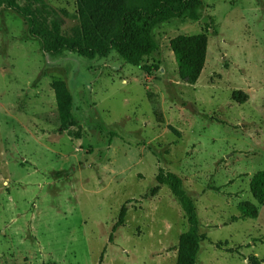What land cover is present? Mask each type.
I'll return each instance as SVG.
<instances>
[{"label": "rangeland", "instance_id": "rangeland-1", "mask_svg": "<svg viewBox=\"0 0 264 264\" xmlns=\"http://www.w3.org/2000/svg\"><path fill=\"white\" fill-rule=\"evenodd\" d=\"M44 1L64 32L78 26L75 0ZM201 3L198 20L152 30L149 74L114 51L45 53L24 19L0 8V264H176L188 225L166 186L150 195L159 169L195 205L196 264H264V207L253 220L237 210L264 171V0ZM199 34L205 66L186 85L169 43ZM57 80L73 99L67 131Z\"/></svg>", "mask_w": 264, "mask_h": 264}, {"label": "trees", "instance_id": "trees-1", "mask_svg": "<svg viewBox=\"0 0 264 264\" xmlns=\"http://www.w3.org/2000/svg\"><path fill=\"white\" fill-rule=\"evenodd\" d=\"M78 26L64 32L61 24L51 20L45 12L44 0H0L5 7L20 16L27 24L30 36L38 39L42 51L50 55L63 52L93 59L106 57L114 51L124 63L138 67L149 74L157 71L156 65H146L158 50L152 38V30L171 19L196 21L202 6L201 0H75ZM177 66L178 78L186 85H195L204 69L207 41L203 34L177 36L169 43ZM57 114L62 131L76 125L72 118V96L63 81H53ZM245 95L236 93L234 98L242 101ZM242 98V99H241ZM168 129L175 133L171 128ZM156 186L150 191L154 196L160 186H166L178 202L186 219L188 229L178 240L176 264H196L201 236L195 205L185 193L182 181L175 174L159 169ZM253 201L240 202L237 210L240 220L257 219L259 208L264 207V171L254 174L249 183ZM126 207L119 212L112 227L109 242L124 223Z\"/></svg>", "mask_w": 264, "mask_h": 264}]
</instances>
